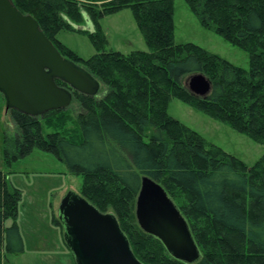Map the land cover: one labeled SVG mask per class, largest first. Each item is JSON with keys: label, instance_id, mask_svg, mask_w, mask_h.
<instances>
[{"label": "trees", "instance_id": "1", "mask_svg": "<svg viewBox=\"0 0 264 264\" xmlns=\"http://www.w3.org/2000/svg\"><path fill=\"white\" fill-rule=\"evenodd\" d=\"M12 2L38 22L64 58L99 82L102 96L74 93L72 104L79 103L82 112L73 138L63 129L68 108L42 117L8 110L17 133L5 137V163L35 150L66 163L83 178L80 196L116 216L142 264H185L138 224L143 177L160 184L182 211L201 252L196 264H264V154L249 168L168 113L171 100L178 99L264 146V0H185L204 28L249 55L248 70L196 44H175L174 0ZM126 9L148 52H105L100 21ZM84 15L93 24L88 34L97 52L89 59L57 38L62 31L77 32ZM196 74L211 83L205 97L185 86ZM46 128L52 131L45 134ZM21 199L0 171V264L5 253L24 251L17 221Z\"/></svg>", "mask_w": 264, "mask_h": 264}, {"label": "water", "instance_id": "2", "mask_svg": "<svg viewBox=\"0 0 264 264\" xmlns=\"http://www.w3.org/2000/svg\"><path fill=\"white\" fill-rule=\"evenodd\" d=\"M185 86L197 97L211 90L202 74L189 76ZM100 88L87 71L60 54L32 16L21 13L12 0H0V94L7 110L42 117L69 108L74 93L95 97ZM136 217L140 228L173 258L185 264L199 262L201 252L182 211L147 177L142 178ZM59 220L76 264H142L116 216L101 213L82 196L70 192L63 198Z\"/></svg>", "mask_w": 264, "mask_h": 264}, {"label": "rangeland", "instance_id": "3", "mask_svg": "<svg viewBox=\"0 0 264 264\" xmlns=\"http://www.w3.org/2000/svg\"><path fill=\"white\" fill-rule=\"evenodd\" d=\"M174 5L175 44H196L238 67L249 69V55L244 50L204 28L185 0H174ZM74 27L77 32L62 31L57 36L58 40L80 57L91 58L97 53L88 34L93 32L92 22L84 15L82 24ZM100 27L107 39L105 52L129 55L134 51H149L130 9L105 17L100 21ZM101 96L98 94V97ZM81 112L76 101L66 111L63 129L69 138L78 137ZM168 113L198 132L210 146L219 147L237 157L249 168L264 154L263 145L178 99L171 100ZM51 131L46 128L45 134ZM16 133L17 128L6 108L4 96L0 94V171L6 175L9 189H18L22 193L17 221L24 245L22 253H5V264H76L72 251L66 245L64 230L57 220L63 198L70 192L81 194L83 178L71 173L63 161L39 150L8 166L4 161L5 137L12 138ZM10 225V220L5 222L6 228Z\"/></svg>", "mask_w": 264, "mask_h": 264}]
</instances>
